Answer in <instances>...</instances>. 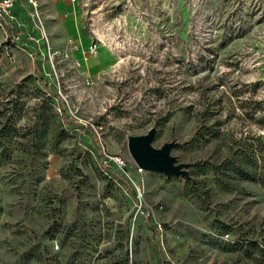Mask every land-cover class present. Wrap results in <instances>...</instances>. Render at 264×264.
<instances>
[{
	"label": "rangeland",
	"instance_id": "rangeland-1",
	"mask_svg": "<svg viewBox=\"0 0 264 264\" xmlns=\"http://www.w3.org/2000/svg\"><path fill=\"white\" fill-rule=\"evenodd\" d=\"M76 3L96 55L43 3L53 64L0 36V264H264V0Z\"/></svg>",
	"mask_w": 264,
	"mask_h": 264
},
{
	"label": "built area",
	"instance_id": "built-area-1",
	"mask_svg": "<svg viewBox=\"0 0 264 264\" xmlns=\"http://www.w3.org/2000/svg\"><path fill=\"white\" fill-rule=\"evenodd\" d=\"M0 36L6 53L19 50L31 60L38 58L46 60L48 64H53L57 56L50 46L38 0H0ZM97 44L98 39L95 37V42L92 41L88 46L86 54L96 55ZM114 162L119 167L125 166L119 158H115ZM137 171L142 173L143 169L137 167ZM228 237L226 234L225 238Z\"/></svg>",
	"mask_w": 264,
	"mask_h": 264
},
{
	"label": "water",
	"instance_id": "water-1",
	"mask_svg": "<svg viewBox=\"0 0 264 264\" xmlns=\"http://www.w3.org/2000/svg\"><path fill=\"white\" fill-rule=\"evenodd\" d=\"M155 132L151 128L147 134L128 140V152L135 165L145 171L164 174L167 178L187 177L185 165L176 164L175 158L171 156L174 144L166 143L159 149L152 146Z\"/></svg>",
	"mask_w": 264,
	"mask_h": 264
},
{
	"label": "crops",
	"instance_id": "crops-1",
	"mask_svg": "<svg viewBox=\"0 0 264 264\" xmlns=\"http://www.w3.org/2000/svg\"><path fill=\"white\" fill-rule=\"evenodd\" d=\"M39 4H40V10L42 12L43 15V19H44V23L46 26V22H45V16L43 14V11L41 9V3L43 4H47L48 8H47V12H46V17L49 20V26L51 27L50 31L53 33H58L60 34V38L63 42H66L68 37V33H73V41L81 48L86 49L88 48V46L92 43V37L85 35L84 33V28L82 25V15L79 13V5L76 6V0L74 3H71L69 0H38ZM17 12H19V8L17 10ZM76 15L78 17V22L82 28L81 30V34L86 38V40L82 43L80 41H77L76 39V31H78V23H77V19H76ZM70 16V18H69ZM66 18V19H64ZM65 20V21H64ZM66 22V23H64ZM47 30V27H46ZM98 31V30H96ZM47 33L51 39L50 36V32L47 30ZM78 39L81 38L80 34H77ZM71 41V40H69ZM86 52V51H85ZM98 52V49H97ZM96 52V54H97ZM85 55H87L85 53ZM89 56V55H87ZM77 59V58H76ZM77 62V61H76Z\"/></svg>",
	"mask_w": 264,
	"mask_h": 264
},
{
	"label": "bare ground",
	"instance_id": "bare-ground-1",
	"mask_svg": "<svg viewBox=\"0 0 264 264\" xmlns=\"http://www.w3.org/2000/svg\"><path fill=\"white\" fill-rule=\"evenodd\" d=\"M75 2V0H73V2L72 3H74ZM97 36V35H96ZM99 38H100V40H101V42H102V44L105 46V48L107 49V50H110L109 49V47L107 46V44L105 43V41H104V39H103V37L101 36V34L99 33V36H98ZM113 56V55H112ZM91 58V57H90ZM108 59L110 58V56H108L107 57ZM85 66V65H84ZM85 68V67H84Z\"/></svg>",
	"mask_w": 264,
	"mask_h": 264
}]
</instances>
